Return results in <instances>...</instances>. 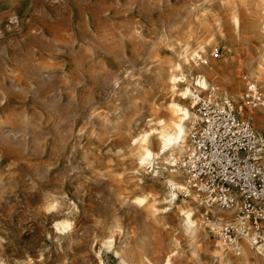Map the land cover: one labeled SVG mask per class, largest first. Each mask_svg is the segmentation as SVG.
<instances>
[{"label":"rangeland","instance_id":"374dc122","mask_svg":"<svg viewBox=\"0 0 264 264\" xmlns=\"http://www.w3.org/2000/svg\"><path fill=\"white\" fill-rule=\"evenodd\" d=\"M263 19L264 0H0V264H256L244 235L235 247L206 224L217 205L197 206L188 235L132 138L185 103L178 63L264 136V104L243 100L248 82L264 95Z\"/></svg>","mask_w":264,"mask_h":264},{"label":"built area","instance_id":"2783aa9c","mask_svg":"<svg viewBox=\"0 0 264 264\" xmlns=\"http://www.w3.org/2000/svg\"><path fill=\"white\" fill-rule=\"evenodd\" d=\"M243 100L254 108L264 103V95L248 82ZM194 106L197 123L190 133L188 152L177 161L178 166L186 172L189 187L207 206L229 208L239 202L237 222L225 223L220 229L225 240L236 231L254 243L262 242L264 143L229 98L207 94Z\"/></svg>","mask_w":264,"mask_h":264},{"label":"bare ground","instance_id":"6f19581e","mask_svg":"<svg viewBox=\"0 0 264 264\" xmlns=\"http://www.w3.org/2000/svg\"><path fill=\"white\" fill-rule=\"evenodd\" d=\"M262 29L264 30V19L262 21ZM196 55L198 56L199 53L196 51L188 52L186 49L182 52L181 56L184 61H189L191 57L195 65H199ZM261 61L264 63V54L261 56ZM192 66L193 64L189 63V67L192 68ZM175 67L178 69V72L172 73L169 76V82L171 83L170 88L172 92H176L185 103H180L173 99L170 100L167 103V107L171 112L172 118L168 120L161 116L155 118L153 121L155 126L143 130L138 136H134L132 138V143H134L137 148V158L140 165L152 166L154 161L157 160V168H159V166L164 167V171L160 178L164 184V191L168 195L167 208L177 211L185 231L188 232V235L192 236L194 234L196 235L197 229H200L195 214L197 206L202 202V198L201 195H198L196 191H193V189L189 187L186 181L182 180L184 172L178 169L177 161L181 160V158L187 154L188 148L190 147L189 136L195 129L194 123H197V115L193 110L197 99L202 97L201 94L203 92L209 93L210 96L216 98H222L224 95L221 97L216 96L219 86L210 82L208 77L204 74H197L192 77L181 69L179 63ZM238 110L242 112L241 105L238 106ZM258 137L264 143V136L258 135ZM154 143L156 147H154ZM147 200V195H136L132 198V201L137 203H145ZM238 204L239 203H235L231 208L227 209L216 207L215 219H208L209 221L206 224L209 225L210 228L215 229L217 223L220 224L229 221L236 223L238 218L235 217L234 214L238 209ZM54 227L60 230V232L71 228L73 229L72 222L67 218L56 219ZM244 238L249 242V248L255 259V263L264 264V240L254 243L247 236H244ZM230 242L235 247H239L240 245L235 238L230 239ZM106 243L109 247H112L111 254H116L118 258L126 261L127 255L124 249L120 246L115 247L112 236L108 237ZM170 256L171 255L167 256L166 264L171 262Z\"/></svg>","mask_w":264,"mask_h":264}]
</instances>
